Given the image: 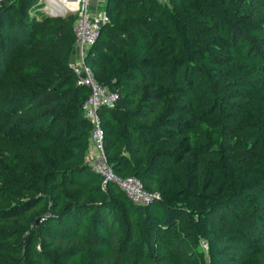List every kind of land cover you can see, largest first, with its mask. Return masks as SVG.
<instances>
[{"label": "trees", "instance_id": "1", "mask_svg": "<svg viewBox=\"0 0 264 264\" xmlns=\"http://www.w3.org/2000/svg\"><path fill=\"white\" fill-rule=\"evenodd\" d=\"M39 1L0 0V264H260L264 0H103L84 63L139 205L85 162L75 16Z\"/></svg>", "mask_w": 264, "mask_h": 264}, {"label": "built area", "instance_id": "2", "mask_svg": "<svg viewBox=\"0 0 264 264\" xmlns=\"http://www.w3.org/2000/svg\"><path fill=\"white\" fill-rule=\"evenodd\" d=\"M76 6L72 10H65L75 16L72 31L74 36L73 48L76 50V58L70 62L76 78V83L86 88L87 97L82 104L84 119L89 124L88 150L85 154V162L97 173L100 178V187L103 189L108 182L115 184L118 189L134 204H146L157 197L155 193H147L141 183L132 177L120 178L116 176L106 162L103 149V132L100 126L98 109L110 108L116 101V94L101 87L93 78L89 67L84 63V57L88 49L94 43L99 28L107 22V18L101 9L92 10L91 0H75ZM160 3L165 0H156ZM206 249L204 242H201Z\"/></svg>", "mask_w": 264, "mask_h": 264}, {"label": "rangeland", "instance_id": "3", "mask_svg": "<svg viewBox=\"0 0 264 264\" xmlns=\"http://www.w3.org/2000/svg\"><path fill=\"white\" fill-rule=\"evenodd\" d=\"M39 3L41 4V9L40 11L48 17H55V16H63L69 13H65V9L62 8V6L55 2V1H49V0H40ZM103 6V0L102 4ZM61 8V9H60ZM101 8V7H99ZM62 11V12H61ZM202 250L204 251L205 248L201 245ZM260 264H264L263 258L259 257Z\"/></svg>", "mask_w": 264, "mask_h": 264}, {"label": "crops", "instance_id": "4", "mask_svg": "<svg viewBox=\"0 0 264 264\" xmlns=\"http://www.w3.org/2000/svg\"><path fill=\"white\" fill-rule=\"evenodd\" d=\"M102 0H91L90 6L92 10L101 9L99 7H102ZM76 50L72 48V51L70 53V62H73L76 58Z\"/></svg>", "mask_w": 264, "mask_h": 264}, {"label": "bare ground", "instance_id": "5", "mask_svg": "<svg viewBox=\"0 0 264 264\" xmlns=\"http://www.w3.org/2000/svg\"><path fill=\"white\" fill-rule=\"evenodd\" d=\"M49 1H55L59 3L62 6V8L65 10H72L76 6L75 0H49Z\"/></svg>", "mask_w": 264, "mask_h": 264}]
</instances>
